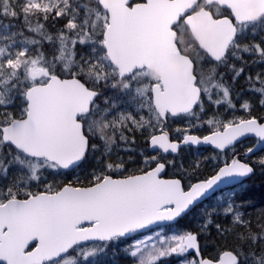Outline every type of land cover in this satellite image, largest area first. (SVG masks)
Here are the masks:
<instances>
[{
	"label": "snow or ice",
	"instance_id": "obj_1",
	"mask_svg": "<svg viewBox=\"0 0 264 264\" xmlns=\"http://www.w3.org/2000/svg\"><path fill=\"white\" fill-rule=\"evenodd\" d=\"M258 108L264 0H0V264H264Z\"/></svg>",
	"mask_w": 264,
	"mask_h": 264
},
{
	"label": "trees",
	"instance_id": "obj_2",
	"mask_svg": "<svg viewBox=\"0 0 264 264\" xmlns=\"http://www.w3.org/2000/svg\"><path fill=\"white\" fill-rule=\"evenodd\" d=\"M4 22L5 23H12V24H15L17 26H20V22L16 21V20H11V21L5 20ZM13 30H15V29H13ZM258 39H259V37H257V40ZM249 63L251 64V61H249ZM259 67H260L259 65H255L250 69V71L255 73V71L259 70ZM243 83H244V81L241 80L240 84L243 85ZM106 95L108 97L112 98L113 103L120 105L122 111L131 110V107L126 103V100L124 97L119 96L117 93H115L112 90H108L106 92ZM243 114L244 113L242 111L237 113V115H243ZM256 114H258V115L264 114V112H261V110L258 108ZM186 123H187L186 121H179V120L176 121V123L174 125L175 129L176 128H184L186 126ZM206 132H208L207 128L201 129L200 131H196L195 129L193 130V133H199V134H204ZM145 145H146L145 138L143 136H141L140 133H136L134 144L127 145V146L121 145V147H131V148H133L134 152H142L144 150ZM207 149H208L207 147H194V146H192V151L191 152L186 151L183 153V155L186 158L191 157L193 154H195L197 157H207V156H210L214 153L211 151H207ZM121 155H124V153L121 152ZM258 156H264V150L257 153L253 157V159H255ZM221 159H222V157H221ZM214 166H215V162H211V163L206 164V166L202 170L201 178H203L204 176H209L213 172ZM85 169H87V165L85 166ZM78 172H79V170H78ZM78 172L76 174H78ZM251 180L252 181L249 184L247 183L245 186H243V188L238 187V188H236V190L237 191H243L244 188H247L250 190V195L253 197V201L259 205V207L257 209L250 210L254 213L256 211H259L260 208H264V205L260 204V202L262 200H264V172L257 171L256 175L251 177ZM196 221H197L196 217L189 215V216L181 219L174 226L173 229L164 230L165 234L170 233L175 228L195 229L197 227ZM207 243H208V250H211V248L215 245V240L208 241ZM169 259L170 260H177V257H175V255H173ZM100 264H129V262H126L124 260L122 252L113 249V250H110L106 255H104L100 258Z\"/></svg>",
	"mask_w": 264,
	"mask_h": 264
},
{
	"label": "flooded vegetation",
	"instance_id": "obj_3",
	"mask_svg": "<svg viewBox=\"0 0 264 264\" xmlns=\"http://www.w3.org/2000/svg\"><path fill=\"white\" fill-rule=\"evenodd\" d=\"M170 123H171V129H172V131L174 132V129H175V126H174V125H175L176 121H174V122H170ZM208 133H209V132H206V133H204V134H199V133H195V134H199L200 136H203V135H206V134H208ZM193 134H194V133H193ZM256 142H257V138H255V137H253V136H248V137L242 139V143H240V144L237 145V148H236L237 153H243V151H244L246 148H248V147H253V146L256 144ZM194 147H195V146H194ZM203 147H207V148H208L207 151L214 152L212 155L215 154V151H216V150H214L213 147H211V146H203ZM224 151L227 153V155L224 156V157H222V159L228 158V157H230V156L232 155V153H231V152H228L227 149H225ZM253 157H254V156H253ZM214 168H215V166H214ZM214 168H213V169H214ZM251 181H252L251 178L245 180L243 186H245L247 183L249 184ZM229 187H230V186H229ZM237 188H238V187H237Z\"/></svg>",
	"mask_w": 264,
	"mask_h": 264
},
{
	"label": "rangeland",
	"instance_id": "obj_4",
	"mask_svg": "<svg viewBox=\"0 0 264 264\" xmlns=\"http://www.w3.org/2000/svg\"><path fill=\"white\" fill-rule=\"evenodd\" d=\"M177 229H183V228H175L173 231H175ZM171 232L168 234H165V235H170ZM151 243H155L157 247H160V244L155 240L151 241ZM150 250H151L150 248H147V249H145V252L150 251ZM175 257H177V256H175ZM171 264H183V260L180 257H177V260H171Z\"/></svg>",
	"mask_w": 264,
	"mask_h": 264
},
{
	"label": "water",
	"instance_id": "obj_5",
	"mask_svg": "<svg viewBox=\"0 0 264 264\" xmlns=\"http://www.w3.org/2000/svg\"><path fill=\"white\" fill-rule=\"evenodd\" d=\"M195 134V133H194ZM209 134V133H208ZM196 135H199V134H196ZM207 135V134H206ZM248 136H253L254 137V135H252V134H249V135H247L246 137H248ZM246 137H244V138H246ZM244 138H242V139H244ZM257 144H258V140H257V142H256V144L254 145V146H257ZM203 146H211V145H203ZM203 146H199V147H203ZM253 146V147H254ZM195 147H198V146H195ZM211 147H213L214 148V146H211ZM264 150V146H260V147H257V151H256V154L257 153H259L260 151H263ZM230 185H228V186H225V185H222V187H229Z\"/></svg>",
	"mask_w": 264,
	"mask_h": 264
}]
</instances>
